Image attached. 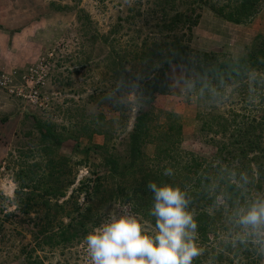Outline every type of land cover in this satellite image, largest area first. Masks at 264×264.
<instances>
[{"label":"rangeland","instance_id":"rangeland-1","mask_svg":"<svg viewBox=\"0 0 264 264\" xmlns=\"http://www.w3.org/2000/svg\"><path fill=\"white\" fill-rule=\"evenodd\" d=\"M0 5L1 30L18 32L25 27L15 37L14 48L3 52L8 59L11 57L10 63L5 61L0 65L21 73L38 65V74L43 75L44 81L36 103L0 92V264H134L121 245L125 237L135 232L138 241L140 234L138 242L151 251L158 239L167 238V234L159 230L150 216L143 215L141 206L139 211L134 208L133 200H128L127 195L140 182L139 168H164L168 172L172 165L157 155L156 143L149 141L141 147L144 160L131 171L124 184L119 182L118 190L101 193L100 188L97 193L93 189L85 192L91 185L105 184L103 178L108 167L104 157L110 153L118 157L119 171L126 172L125 144L135 117L142 111L152 115V133L169 132L172 128L173 139L178 140L176 149L181 154L212 158L223 137L215 132L218 124L207 128L208 121L203 115L212 112L221 121L223 117L237 123L233 121L235 113H247L248 117L259 115L256 114L259 95L240 84L226 85L221 88L222 98L204 100L198 96L192 76L187 77L186 69L174 64L166 73L169 90L156 94L151 102H144L133 92L122 91L123 80L112 72L110 44L99 37L132 11L133 24L123 23L120 30V41L116 43L119 53L121 49L130 52L147 37L168 41L166 34L158 33L154 27L159 14L151 8V0H1ZM199 13L191 32L177 28L178 33H185L184 39L191 37L189 45L193 50L217 53L222 58H239L258 44L259 37H264V0L258 12L245 23L224 20L207 7ZM95 32L100 34L97 38L92 36ZM125 69L140 74L145 67L142 62L134 61L127 63ZM253 81V77L247 80L249 85ZM243 96L251 97L252 105L246 106L241 100ZM39 122L52 127L60 139L53 147L55 155L70 161L69 179L74 183L68 185L62 197L49 195L43 181L33 180L44 175V148L54 143L52 138L42 137ZM233 128L235 124H229V129ZM21 170L28 172L29 177L23 189ZM174 180L168 178L165 183L170 186ZM185 182L191 189L193 173ZM114 186L113 183L108 188ZM109 193L113 194L112 198L101 199V195ZM243 193L245 202L254 198V205L262 213L254 215L251 211L241 218L247 211L244 201L229 209L233 214L223 207L219 214L214 213L217 220L209 227L205 242L196 237L190 226L191 250L187 255L176 256L175 264H197L191 251L197 255L207 251L202 264H264V186L262 191L246 187ZM216 195L215 209H219L224 199L221 194ZM46 199L50 201L48 205ZM61 203L63 209L57 207ZM195 206L189 210L190 216ZM67 211L71 214H65ZM208 211L212 213L211 208ZM80 212L90 218L85 231H80L71 242L59 240L56 234L59 227L71 218V222L78 219ZM231 218H235L234 222ZM48 235L55 237L43 240Z\"/></svg>","mask_w":264,"mask_h":264},{"label":"trees","instance_id":"trees-1","mask_svg":"<svg viewBox=\"0 0 264 264\" xmlns=\"http://www.w3.org/2000/svg\"><path fill=\"white\" fill-rule=\"evenodd\" d=\"M151 1L154 13L158 12L159 14L154 27L158 29V33L166 34L168 41L147 37L145 41L143 40L144 43L141 42L143 46L135 44L130 52L121 49L122 53H119L116 43L120 41V30L124 28L123 23L133 24L135 15L132 14V11L114 23L106 34L99 37L103 42L110 44L109 60L112 72L123 80L120 85L122 91L133 92L144 102H151L156 94H164L169 90L166 73L174 64L183 66L187 71V77L192 76L194 88L199 92L198 96L204 100L222 98L223 90L221 88L226 85L240 84L245 89L251 88L255 94L259 95L257 98L260 102L256 110V114L259 115L248 117L245 115L247 113H235L233 121L237 120V123H234L235 128L232 130L229 129V124L231 126L234 124L229 120L222 117L221 121L219 119L221 117L212 112L203 115L208 121L205 124L207 128L212 129L215 124H218L219 129H216L215 132L221 133L223 137L212 158L187 153L184 156L181 151L176 149L178 140L173 139L172 128H169V132L152 133V115L140 111L135 117L125 144L126 172L119 171L121 167L118 157L111 153L107 154L104 157V162L108 167L107 175L103 178L105 184L91 185L90 189L86 188L85 192L93 189V193H97L101 188V193L108 191L114 193V190L121 187L120 183L124 184L126 178L131 177V171H135L136 166L144 160L142 145L154 141L158 151L157 155L160 154L163 159H167L172 166L170 165L168 172L164 168L154 170L151 167L139 168L138 170L142 174L140 182L134 188L135 191L127 195V199L133 200V206L138 208V211L141 206L142 210L140 211L143 212V215L150 216L159 230L167 234V238L158 239L151 251H148V247L142 246L138 242L141 241L142 236L138 234L137 241L134 232L125 237L121 241V245H124L127 256L134 264H175L174 258L179 255H187L188 250L192 247V245L189 246L188 230L190 226L196 237L205 242L208 238L209 227L214 225L216 219L214 213H218L223 207H227L228 209H223L231 213L229 209L244 201L247 211L241 214V218L247 217L251 211L254 215L262 213V210L257 209L254 205L256 202L254 198L252 201L245 202L247 199L243 191L246 187L248 190L254 188L257 191H262L264 186V37H259L258 44L245 56L222 58L217 53L193 50L189 45L191 37L184 39L185 33H178L177 28L184 27L191 32L192 27L198 22L199 11L203 7L209 8L224 20L237 24L245 23L258 12L263 0ZM180 6H184V8L181 9ZM133 10L139 12L137 9ZM89 24L91 27L90 22ZM96 35L100 34L95 32L92 36L97 38ZM134 61L142 62L145 67V70H141L140 74L125 69L127 63ZM249 77L254 78L252 85L247 82ZM249 98L251 97L243 96L241 98L246 106L252 105ZM95 120L97 121V119ZM37 125L42 137L52 138L54 143L51 147L44 148L46 153L44 175L40 178L37 176L33 180H37L39 183L43 181L45 192L49 195L62 197L65 195L68 185L74 183L73 179H69L70 161L67 157L55 155L53 147L59 144L60 139L52 127L41 122ZM97 132L102 133V130H97ZM221 160L226 162V166L222 165ZM37 166L39 165L37 164ZM20 173L22 174V178L19 177L20 187L23 189L28 172L25 173L21 170ZM33 173L36 175V171ZM192 173L194 183L189 189L187 187L190 186L185 180ZM168 178L175 179L170 186L165 183ZM113 183L115 186L109 189L108 186ZM211 189L212 191H210ZM141 190L143 192H140ZM112 193L101 195V199L112 198ZM210 193L213 194L209 195ZM217 193L221 194L224 199V204L219 205V209H215ZM145 194H149V197L146 198ZM27 200L31 199L27 198ZM64 202L67 203V200ZM48 203L50 201L46 199L45 204L48 205ZM193 204L196 206L193 215L190 216L191 211L189 210L193 208ZM149 206H151V210L147 209ZM57 207L63 209L64 204L61 203ZM208 208L212 209V213H209ZM65 214L70 215L71 213L67 211ZM89 219L88 214L80 212L78 219L74 218L71 222V218L65 225L59 227L60 230L56 233L58 239H62L64 243L71 242L78 237L80 231H85L86 222ZM233 219L235 218H231L232 222H234ZM52 237L55 235L45 236L43 240ZM192 254L196 256L195 262L202 264V260L207 256V251L198 255L191 251L190 255Z\"/></svg>","mask_w":264,"mask_h":264},{"label":"built area","instance_id":"built-area-1","mask_svg":"<svg viewBox=\"0 0 264 264\" xmlns=\"http://www.w3.org/2000/svg\"><path fill=\"white\" fill-rule=\"evenodd\" d=\"M37 67L39 66L29 67L28 71L21 73L17 69L7 70L0 65V92L6 91L10 95L27 98L32 103L38 102L44 81L43 75L38 74Z\"/></svg>","mask_w":264,"mask_h":264},{"label":"crops","instance_id":"crops-1","mask_svg":"<svg viewBox=\"0 0 264 264\" xmlns=\"http://www.w3.org/2000/svg\"><path fill=\"white\" fill-rule=\"evenodd\" d=\"M0 3H1V0H0ZM2 10L3 9L1 8V5H0V12H3ZM24 30H25V27L20 29V31L22 32ZM20 31L10 32L9 30L7 31V30L0 29V62L8 61V63H10L11 57L8 59L7 53H3V52H5L7 48H11V49L14 48L15 37L18 34H20ZM13 64L18 65L16 61H13Z\"/></svg>","mask_w":264,"mask_h":264}]
</instances>
